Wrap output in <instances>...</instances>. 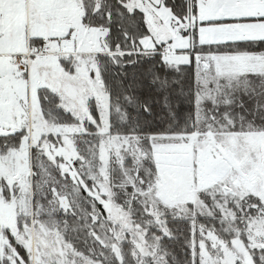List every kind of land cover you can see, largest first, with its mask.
<instances>
[{"label": "snow or ice", "instance_id": "obj_1", "mask_svg": "<svg viewBox=\"0 0 264 264\" xmlns=\"http://www.w3.org/2000/svg\"><path fill=\"white\" fill-rule=\"evenodd\" d=\"M0 264H264V0H0Z\"/></svg>", "mask_w": 264, "mask_h": 264}]
</instances>
